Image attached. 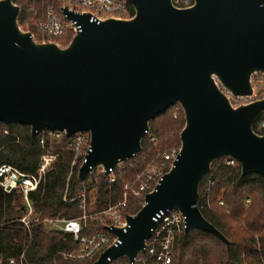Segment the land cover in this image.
Returning a JSON list of instances; mask_svg holds the SVG:
<instances>
[{
  "label": "water",
  "instance_id": "95a60500",
  "mask_svg": "<svg viewBox=\"0 0 264 264\" xmlns=\"http://www.w3.org/2000/svg\"><path fill=\"white\" fill-rule=\"evenodd\" d=\"M129 19L89 21L63 9L80 30L66 46L37 41L18 24L20 8L0 0V122L24 124L31 136L57 129L70 137L86 131L91 150L78 169L85 179L102 167L108 176L141 150L149 121L175 104L184 113L180 148L170 169L127 227L107 228L120 241L91 264L126 257L146 246L165 209L185 217L184 233L197 229L229 246L198 205V189L213 161L230 157L241 175L264 177V135L252 123L264 99L233 107L224 93L248 97L253 73H264V0H127ZM223 89V90H222Z\"/></svg>",
  "mask_w": 264,
  "mask_h": 264
},
{
  "label": "trees",
  "instance_id": "16d2710c",
  "mask_svg": "<svg viewBox=\"0 0 264 264\" xmlns=\"http://www.w3.org/2000/svg\"><path fill=\"white\" fill-rule=\"evenodd\" d=\"M11 1L20 8L19 26L29 30L37 41L48 40L42 38L34 27L25 28L23 25L26 19L41 16L47 6L55 4V0ZM129 12L130 16L134 15L131 5ZM70 39L71 34L68 33L59 40L68 42ZM174 106L179 107L178 104ZM174 106L149 121L140 152L122 163L123 175L111 185L103 173H92L82 181L78 179L82 158L74 159L66 148V138H46L42 149L37 135L31 136L28 125L0 122V165L9 164L24 173L35 174L46 151L57 155L38 189L30 194L34 215L29 228L19 221L25 214L22 195L16 191L6 193L0 188L2 264H9L11 258L16 262L21 260L22 264H90L64 258V253L77 247L76 242L71 236L51 229L35 218L42 220L59 216L72 219L81 216L78 195L83 189L88 214L122 202L124 183L132 181L135 174L151 161L158 163L157 153L179 151V135L185 119L181 109L178 113L173 111ZM259 118L260 114L255 117L252 129L264 135V127L257 126ZM225 159L212 162L209 173L199 185L197 205L204 218L227 238L229 246L216 236L197 229L186 234L182 232L174 244L170 264H264V177L255 173L242 176L239 164L227 165ZM169 168L170 161H166V166L160 167L161 173H166ZM90 190L94 191L92 202L87 197ZM247 198L248 205L245 204ZM141 206L139 199L128 196L122 212L134 215ZM88 223L94 224L92 221Z\"/></svg>",
  "mask_w": 264,
  "mask_h": 264
},
{
  "label": "built area",
  "instance_id": "2783aa9c",
  "mask_svg": "<svg viewBox=\"0 0 264 264\" xmlns=\"http://www.w3.org/2000/svg\"><path fill=\"white\" fill-rule=\"evenodd\" d=\"M194 2L195 0H171L172 5L176 8L191 7ZM129 5L127 0H55V4L47 6L41 16L26 19L23 26L25 28L34 27L44 38H48L46 41L58 43L54 39L64 38L68 33L71 34L72 38L80 30V26L77 22L68 19L67 15L63 13V9H67V11L76 14H89V21L96 20L99 22L109 18H131ZM20 27L24 30L22 26ZM32 36L34 37L33 34ZM250 82L253 93L248 97H234L222 89L233 107L264 99V73H253ZM259 114L260 118L257 126L258 128H262L264 127V108ZM36 135L42 149L45 148L46 138L49 140L66 138V148L71 151L74 159L82 158V162L84 156L91 150L90 135L86 131L77 132L67 137L65 131L43 128L37 131ZM177 153L178 152L164 154L162 156L161 166H165L166 161H170L171 167ZM56 156V154L46 151L40 158V163L35 174L24 173L9 164L0 165V188L6 193L16 191L22 195L25 214L19 221L23 223L26 228H29V223L34 215L30 194L38 189L46 170L56 159ZM225 158V163L227 165H233L236 162L230 157ZM121 168L122 163L118 164L111 170L110 174L106 176L108 184H113L117 177L123 175ZM92 173H103V169L102 167H96L90 174ZM162 175L161 170H158V164L155 165L153 161H151V164H147L135 174L132 181H126L124 183L123 201L117 205L109 206L100 212L88 214L86 212V198L83 189L78 195L80 199V208L82 209L81 216L72 219L59 216L48 217L42 220L35 218V221H40L51 229L61 231L71 236L72 240L76 242L77 247L69 253H64V258H70L81 262H90L91 264L98 258L104 249L120 243L117 237L107 228L114 226L125 231L127 227L125 220L126 214L122 211L127 197L132 196L135 199H139L140 203L143 205L144 196L154 190ZM218 203L222 204L221 201H218ZM245 204H249L248 198L245 200ZM153 220L156 225L151 230V236L146 240L144 251L137 255L134 263H131L126 257H120L114 260L107 258L108 264H136L138 262L146 263L147 261L152 262V264H170L176 239L184 232L185 217L177 210L165 209L159 211L155 217H153ZM88 221H92L94 224L90 225ZM8 263L22 264L21 260L16 262L13 258L9 259ZM0 264H2L1 258Z\"/></svg>",
  "mask_w": 264,
  "mask_h": 264
},
{
  "label": "rangeland",
  "instance_id": "374dc122",
  "mask_svg": "<svg viewBox=\"0 0 264 264\" xmlns=\"http://www.w3.org/2000/svg\"><path fill=\"white\" fill-rule=\"evenodd\" d=\"M41 35V34H40ZM41 37L42 38H44V36L43 35H41ZM55 41H57L58 43H59V45L60 46H66L67 44H68V42H62V41H60L59 39H54ZM46 41V40H45ZM179 107H180V105H179ZM178 106H174V109H173V111H175V112H179L180 111V109H181V111H182V113H183V110H182V108L180 107L179 108ZM183 116H184V113H183ZM172 152H174L173 150L170 152V153H168V154H171ZM165 153H157L156 154V156L155 157H157L158 158V163H156V162H153V164H155V165H157L158 164V170H160V167H161V165H162V156L164 155ZM150 164H151V162H150ZM166 166V165H165ZM97 175V174H96ZM88 183H89V180H88ZM93 195H94V191L93 190H90L89 191V193H88V195H87V197L89 196L90 197V200H91V202L94 200V198H93ZM92 205V204H91ZM86 212H87V209H86Z\"/></svg>",
  "mask_w": 264,
  "mask_h": 264
}]
</instances>
